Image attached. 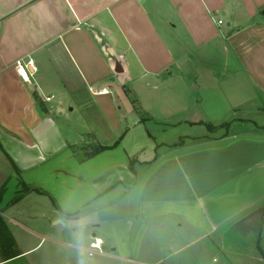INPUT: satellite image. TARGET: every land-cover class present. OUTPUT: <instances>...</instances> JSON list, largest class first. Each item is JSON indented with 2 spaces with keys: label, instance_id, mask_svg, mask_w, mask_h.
<instances>
[{
  "label": "crops",
  "instance_id": "obj_1",
  "mask_svg": "<svg viewBox=\"0 0 264 264\" xmlns=\"http://www.w3.org/2000/svg\"><path fill=\"white\" fill-rule=\"evenodd\" d=\"M220 51L242 76L225 110L263 113L264 0H0V203L9 187L18 197L0 209L4 222L14 207L10 220L42 219L76 246L100 237L108 253L96 264H206L229 225L260 237L264 136L233 133L151 164L130 136L149 137L151 121L197 124L183 74L196 80L200 67L189 72V54ZM28 58L30 85L14 67Z\"/></svg>",
  "mask_w": 264,
  "mask_h": 264
},
{
  "label": "rangeland",
  "instance_id": "obj_2",
  "mask_svg": "<svg viewBox=\"0 0 264 264\" xmlns=\"http://www.w3.org/2000/svg\"><path fill=\"white\" fill-rule=\"evenodd\" d=\"M206 54L207 56L203 55V58L195 57L193 53L189 54L187 64H193V69H190L189 72L196 71V68L200 67L196 80L187 73L183 74L184 80L189 83L188 93L199 99L198 113L195 116L188 117V119L199 122L193 126L186 124L168 126L158 125L151 121L146 123V127L150 132L149 137L146 135L143 137L138 136L140 135L138 129L131 133L132 140L142 142V147L138 149L141 150L142 156L151 157L155 154L149 163H152L158 155H162L165 152H171L192 144H203L209 141L217 142V140L233 133L237 135L258 133L264 136V131L256 130L253 123H251L253 121L256 125H264V112L260 113L255 110L253 112L249 106L243 107L241 111L225 110L229 104L226 97L228 91L234 92L242 83L240 80L242 76L235 58L230 53H223L221 51L208 52ZM202 67H205L210 75H207ZM196 84H198V89L189 91ZM240 90L244 96L250 95L248 93L250 91L246 87L244 90L242 88ZM236 96L239 95L237 94ZM223 123H226L227 126L218 127ZM210 126H215V128H210ZM185 135L189 137L183 138ZM14 193L11 187L7 189L2 197L0 209L14 198ZM26 205L30 208L29 203H26ZM262 206L261 215L256 214V222L261 227L260 237L254 235L251 231L252 229H239L231 224L228 228L212 236V240L216 244L209 246V254H205L207 259L206 264H264V203ZM3 217L14 237L17 248L18 245L22 248L27 247L29 245L28 241H32L33 243V241L36 242L40 237H42V240L36 248L0 264H96V260L104 258V254L108 253V249L105 250L106 248L102 246V254L95 253L92 256H88L86 249L88 248L90 239H82L81 244L76 246L77 240L68 235V233L60 236L54 234L55 230L53 227L50 228L53 232L47 227L44 229L39 228L43 222L42 219L35 218L31 221H23L25 225L23 227L18 222L8 218L12 217L18 220V214L14 207L4 211ZM45 225L48 224L45 223ZM27 227L33 229L36 233ZM212 254L214 255L213 262L209 258ZM80 255H82V258L79 257ZM198 258L203 259L204 257L202 258V255L198 254ZM97 264L129 263L108 259Z\"/></svg>",
  "mask_w": 264,
  "mask_h": 264
},
{
  "label": "trees",
  "instance_id": "obj_3",
  "mask_svg": "<svg viewBox=\"0 0 264 264\" xmlns=\"http://www.w3.org/2000/svg\"><path fill=\"white\" fill-rule=\"evenodd\" d=\"M249 121V120H248ZM251 123H253L254 128L258 131H264V125H256L253 121H251ZM220 126H227L226 123L220 124L218 127ZM215 128V126H210V128ZM110 144V145H91L88 146L90 148H86L85 152L82 154L83 157H89L99 151H102L104 149L110 148L114 145ZM151 163V162H150ZM132 167V164L130 165ZM0 194H1V190H0ZM18 197L14 198V201L17 199ZM18 255V249L16 247V244L14 242L13 236L10 233V231L8 230V228L5 225V222L0 214V257L2 260H8L11 259L13 257H16Z\"/></svg>",
  "mask_w": 264,
  "mask_h": 264
},
{
  "label": "built area",
  "instance_id": "obj_4",
  "mask_svg": "<svg viewBox=\"0 0 264 264\" xmlns=\"http://www.w3.org/2000/svg\"><path fill=\"white\" fill-rule=\"evenodd\" d=\"M220 22V21H218ZM14 67L22 81L26 84H31V77L35 72V66L33 64L32 59H17L14 62ZM45 100H49L50 96H45ZM102 239L97 236L90 237V241L88 243V248L86 249V253L88 256H92L95 253H102Z\"/></svg>",
  "mask_w": 264,
  "mask_h": 264
}]
</instances>
